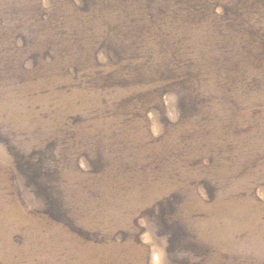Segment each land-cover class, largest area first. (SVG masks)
Here are the masks:
<instances>
[{
  "label": "rangeland",
  "instance_id": "rangeland-1",
  "mask_svg": "<svg viewBox=\"0 0 264 264\" xmlns=\"http://www.w3.org/2000/svg\"><path fill=\"white\" fill-rule=\"evenodd\" d=\"M0 264H264V0H0Z\"/></svg>",
  "mask_w": 264,
  "mask_h": 264
}]
</instances>
